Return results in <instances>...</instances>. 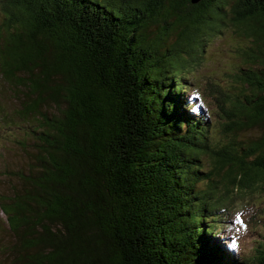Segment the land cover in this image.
I'll return each mask as SVG.
<instances>
[{
	"label": "trees",
	"instance_id": "16d2710c",
	"mask_svg": "<svg viewBox=\"0 0 264 264\" xmlns=\"http://www.w3.org/2000/svg\"><path fill=\"white\" fill-rule=\"evenodd\" d=\"M231 2L264 65V0H0V139L25 155L0 196L9 264H264V245L243 263L214 242L233 191L264 186V66L243 104L210 84L235 133L263 125L245 145L211 142L174 66L200 63Z\"/></svg>",
	"mask_w": 264,
	"mask_h": 264
},
{
	"label": "rangeland",
	"instance_id": "374dc122",
	"mask_svg": "<svg viewBox=\"0 0 264 264\" xmlns=\"http://www.w3.org/2000/svg\"><path fill=\"white\" fill-rule=\"evenodd\" d=\"M231 5L232 2L222 7L228 17L220 36L212 38L209 33L205 34L209 41L205 43L201 55L199 54L200 63H196L197 57L194 53L185 60L179 58L174 62V66L185 81V85L190 86L188 93L183 97L185 101H190L189 111L194 113L195 105L203 112V116H208L206 121L212 125L211 142L222 144L231 140L245 145L259 139L263 125L249 126L243 122L242 128L235 133V130L229 128L233 117L223 115L216 108L215 98L219 97L211 86L216 85L222 92L220 102L223 97L227 98L223 102L224 106L228 107L231 101L243 104L249 92L240 80L242 73L253 67L264 66L259 61L248 62L243 55V51L249 49L250 42L234 33L230 25ZM156 33L158 27L151 24L146 32L148 38H154ZM175 40L176 36H171L168 45ZM207 161L205 157L203 159L205 167L209 165ZM24 168L25 155L22 151L14 144L7 143L5 139H0V196L8 195L11 189L18 187L16 181L9 178L8 174ZM232 195L233 201L227 209L222 208L219 213L218 218L224 220L223 224L218 226L220 229L214 237V242L229 251L228 254L234 259L243 263L246 259L247 263H250L255 257L257 258V250L264 245V186L257 184L252 191H233ZM10 243H12V235L6 217L0 212V264H9L2 250Z\"/></svg>",
	"mask_w": 264,
	"mask_h": 264
},
{
	"label": "water",
	"instance_id": "95a60500",
	"mask_svg": "<svg viewBox=\"0 0 264 264\" xmlns=\"http://www.w3.org/2000/svg\"><path fill=\"white\" fill-rule=\"evenodd\" d=\"M199 0H191V3L195 4L197 3Z\"/></svg>",
	"mask_w": 264,
	"mask_h": 264
},
{
	"label": "snow or ice",
	"instance_id": "6c2138e0",
	"mask_svg": "<svg viewBox=\"0 0 264 264\" xmlns=\"http://www.w3.org/2000/svg\"><path fill=\"white\" fill-rule=\"evenodd\" d=\"M242 223V222H241ZM234 246H235V242H233Z\"/></svg>",
	"mask_w": 264,
	"mask_h": 264
}]
</instances>
